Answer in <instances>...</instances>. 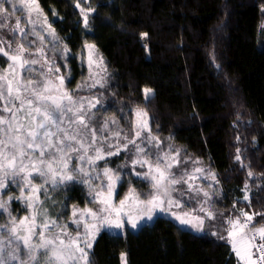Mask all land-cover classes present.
<instances>
[{
  "label": "trees",
  "instance_id": "trees-1",
  "mask_svg": "<svg viewBox=\"0 0 264 264\" xmlns=\"http://www.w3.org/2000/svg\"><path fill=\"white\" fill-rule=\"evenodd\" d=\"M38 3L59 38L52 41L58 45L52 56L69 74L68 89L99 101L91 111L92 125L99 128L113 118L121 137L131 138L136 109H143L163 148L180 149L182 163L174 172L201 160L215 171L222 189L211 201L216 218L206 223L207 232L189 231L162 216L136 231H103L91 264H123V255L128 264H237L231 245L219 238L227 234V219L244 209L258 214L251 228L264 226L259 215L264 214V0H91L95 12L87 27L72 0ZM143 34L149 58L140 46ZM88 44L95 45L101 62L87 80L85 59L75 54ZM65 47L68 58L61 55ZM166 67L174 70L173 84L181 93L167 90ZM132 151L129 145V151L99 162L122 174L117 200L130 187L143 198L153 192L129 166ZM49 196L44 203L62 222L72 205H93L87 186L79 182L49 190ZM245 196L248 202L242 201ZM9 210L17 217L27 213L20 200H13Z\"/></svg>",
  "mask_w": 264,
  "mask_h": 264
},
{
  "label": "snow or ice",
  "instance_id": "snow-or-ice-1",
  "mask_svg": "<svg viewBox=\"0 0 264 264\" xmlns=\"http://www.w3.org/2000/svg\"><path fill=\"white\" fill-rule=\"evenodd\" d=\"M17 2L28 13L25 26L17 17L9 27V16L14 13L0 3V29L7 28L13 34L10 40L0 35V55L7 59L6 67L0 68V210L8 214L7 221L0 223V229H3L0 231V264H91L89 253L103 228L122 229L123 217H127V222L135 229L138 220L144 219L143 215L133 219L125 208L144 205L147 219L151 220L157 210L163 213L170 212L173 207L181 208L185 194L193 191L197 195L203 193L204 200L199 203V208L170 214L181 225H190L202 232L205 220L216 218L211 209L204 207L209 193L191 183L200 178L196 174L202 173L203 169L196 167L191 171L174 172L173 169L182 163L178 159L179 150L160 149L158 138L150 134L148 114L143 109H136L131 138L127 134L121 137L122 129L111 131L108 121L99 128L94 127L95 114L91 109L99 101L74 97L64 88L63 76L56 77L57 84L51 78L53 68L43 70L47 60L43 47L45 37L41 33L47 32L51 37L49 42L59 38L55 29L47 24L46 17L41 21L43 13L38 0ZM83 22L87 27V15ZM29 35L40 41L35 51L30 46L36 40L28 41ZM57 47L53 43V49ZM86 47L93 49L95 45ZM66 50V47L61 49V55ZM92 63L89 52L90 66ZM36 65H40L39 72ZM144 92L147 95L151 89L146 88ZM145 132L147 134L138 144L137 140ZM113 138L115 142H109ZM129 145L133 150L129 166L137 177L148 181L154 191L141 199V195L130 187L124 198L116 201V187L122 174L107 163L100 167L99 162H107L109 157L119 155L122 150L129 151ZM148 145L156 151H149ZM236 159L240 160V156ZM137 166L145 171H135ZM74 182L87 186L94 207L72 205L69 220L75 230L70 231L68 223L50 215L44 202L50 199L49 190L56 191ZM177 185H187V188H177ZM10 186H15L19 194L6 191ZM169 186L175 196L169 195ZM13 200L22 201L28 214L14 216L9 210ZM194 212L203 215H193ZM255 215L258 214L241 211L239 216L229 217L227 234L219 237L231 245L238 258L237 264H264V226L256 227L251 236L245 231L250 225L255 227L252 224ZM257 240L260 243H256Z\"/></svg>",
  "mask_w": 264,
  "mask_h": 264
},
{
  "label": "rangeland",
  "instance_id": "rangeland-1",
  "mask_svg": "<svg viewBox=\"0 0 264 264\" xmlns=\"http://www.w3.org/2000/svg\"><path fill=\"white\" fill-rule=\"evenodd\" d=\"M72 2L74 3V5L76 7H77V4H79V7H77V8L79 9V11H80V13H81V15H82L83 18H84V15H87V17H89V15L91 16L95 12V7L92 5L91 0H72ZM0 3H3L4 7L8 8L10 13H14L13 15L9 16V20H8L9 27L13 26V24H14V22H15V20H16L17 17L20 18V21H21L22 26H25L27 24L28 13H27L26 9H24L22 6L19 5V3L17 2V0H0ZM39 8H40V6H39ZM81 9H83V12L81 11ZM42 13H43V11H42ZM33 18H35L34 15H33ZM43 18H44V13H43V16L41 17V21H43ZM48 23H49V21L47 20V24ZM262 26L264 27V23H263ZM28 27L30 28V25ZM37 30L39 31V26H37ZM0 35H3L4 38L5 39H8V40H10V39L13 38V34L10 33L7 28L0 29ZM41 35H43L45 37L44 42H43V47H44V51L46 53V57L45 58L47 60V64H46V66H45V68L43 70L44 71H47V68L48 67H52L53 68V72L51 74V78L54 80V82L58 84L59 81L56 79V77L57 76H63L64 77V88L67 91H69L70 93L73 94L74 92H71L68 89L67 84H66V82L69 80V74H64L63 71L60 70V65L57 64V60L55 58H53V56H52V53H53L54 49H53L52 42H49L51 40V38L47 35V32H42ZM27 40L28 41H33V40H36V37L29 35L27 37ZM55 42H57V41H55ZM148 45L149 44H148L147 35L146 34H143L141 36V38H140V46L142 48H144L147 58H149V56H150L149 55V47H148ZM38 46H40V41L36 40V43L35 44H32L30 47H31V50L32 51H35V49ZM55 51H57V48H55ZM89 52H91V58H92V61H93V63L91 64V66L89 64ZM63 54L64 55H67L66 58H68V56L70 55V52L68 50H66V51L63 52ZM83 54H84V56H82ZM76 55L77 54H75V57L78 58V59H80V60H82V58L85 59V64H86V67H87V73H86V76H85L84 79H87V80L88 79H91L92 78L91 77L92 73H94L95 68L98 67V65H100V62H101V60H100V58L98 56V53H97L95 47L93 49H88L85 46L84 51L82 53L78 54L77 56ZM0 58H4L5 60H7L2 55H0ZM6 65L3 64V62L0 60V68L6 67ZM34 67L36 68L37 72H39L41 70L40 69V65H36ZM57 68L59 69V72L58 73L55 72V69H57ZM164 73H165V82H166L167 90L170 93H174V94L181 93L182 92V88L180 86H178V85H174L173 84L174 70L172 68L166 67L164 69ZM33 75H35V73H33ZM148 95H149V93H148ZM73 96L76 97L74 94H73ZM91 111H92V109H91ZM147 119H148V117H147ZM112 120H114V119L113 118L112 119L109 118L106 121L109 122V129L111 131H115V130H117L116 123L115 124H112L111 123ZM146 134H147L146 132L141 134V139H138L137 140L138 141V144H141V140H142L143 136L146 135ZM98 135H99V133H98ZM104 135L105 136H108L109 133H104ZM113 140H115V138H113ZM158 141L160 142V149H163L164 151H168L169 149H171L173 151L179 150V152H180V149L179 148L173 147L170 144L167 146V148L164 149L163 148V142H162V140L161 139H158ZM109 142H113V141H109ZM156 142L157 141H153V143H156ZM148 149H149V151H152V152H155L156 151L155 149H153L151 147V145H148ZM178 159H179V157H178ZM186 161L187 162L190 161V158H186ZM196 161H199V163H195ZM72 163L75 164L76 161L73 160ZM191 165H192V168L189 169V171H191L193 168H196V167H199V168H202L203 169V172L202 173H197L196 174L200 178L199 179H196L194 181H191V183H193L197 187L203 189V191H206V192L209 193L208 201H207L206 204H204V207L212 210L213 207L211 205V201L214 200V194H221L222 193L221 192L222 189H221V186H220V184H219V182L217 180L216 173H215V171L211 170V168L209 166H207L204 162L202 163L201 160H194V161H192V164ZM137 167H139V166H137ZM137 167H136V171L137 172L145 171V169H141L140 167H139L140 168V171H138ZM173 171H174V169H173ZM213 176L215 177V179L212 178ZM135 177H137V176L135 175ZM137 178H140V177H137ZM140 179H142V178H140ZM176 187L177 188H181V189H186L187 188V185H177ZM117 188H118V186L116 187V193H117ZM13 190H17L18 191V189H16L15 186H10V189H7L6 191H9L10 193H12ZM168 193L171 196H175L176 195V193L173 191L172 186H169ZM191 197H195V198H191ZM91 199H92V197L90 196V200ZM141 199H145V198H143L141 196ZM115 200L116 201H119V200L116 199V195H115ZM203 200H204V197H203V193L202 192L199 195H197L195 191H193L190 194L186 193L185 194V197L181 201L182 207L181 208L173 207L170 210V212L181 213L184 210L198 209L199 208V203L202 202ZM248 200L249 199H247V200L244 199L242 201L248 202ZM193 201L195 202V204L193 203ZM87 207H94V205H92V206L90 205V206H87ZM80 208H84V207H80ZM234 208H237L236 205L234 206ZM0 211L3 212L2 210H0ZM125 211L126 212H130L132 214V216H133V219H136L140 215H143L144 216V219L138 220V226H137V228H135V229L132 228L131 225L127 222V217H123V219H124V227L122 229H117V228H114V227L113 228H103L99 232V234L101 232H103V231H107V232L112 233V234H122V233H124V231H125L126 228H129V229H131L133 231H136V230H138L140 227H142L145 224H151L154 221V219L156 217H158V216H162V217L171 219L174 222H176L179 226H181L184 229H187L189 231H192V232H195V233H205V232H207V228H206L207 224L206 223H208V222L211 221V220L206 219L205 220V223L203 225V229L204 230L202 232H200V231H197L195 228L191 227L190 225H181L170 214V212H163L162 213V212H159L157 210V211L154 212L153 218L151 220H148L147 219V215H146L147 208L144 205H140V206H137V207H128V208H125ZM241 211H244L245 212L244 209H240V212ZM213 212H214V210H213ZM70 213H71V208H70V211H69V213L67 215V221H65L64 223H68L69 230L70 231H74L75 230V225H73L70 222V220H69ZM27 214L28 213H26L25 215H27ZM193 215H203V213L194 212ZM1 217L6 222L7 219H8L7 212L3 213L1 215ZM254 229L256 230V228H251L249 226L245 231H246V233L249 236H251V235H253L255 233V230ZM0 231H3V229H0ZM97 236H96V238H97ZM256 243H260V241L257 240ZM91 253H92V249L90 250V253H89V259H91ZM237 260H238V258H237ZM123 264H128L125 255H123Z\"/></svg>",
  "mask_w": 264,
  "mask_h": 264
}]
</instances>
